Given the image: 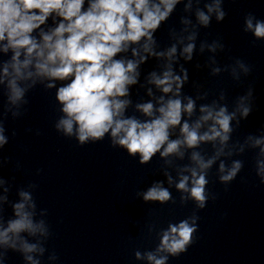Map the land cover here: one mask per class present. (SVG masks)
I'll return each mask as SVG.
<instances>
[{
  "label": "clouds",
  "instance_id": "obj_1",
  "mask_svg": "<svg viewBox=\"0 0 264 264\" xmlns=\"http://www.w3.org/2000/svg\"><path fill=\"white\" fill-rule=\"evenodd\" d=\"M180 2L88 0L87 9L82 11L85 0H0V42H5L0 44V51H11L10 59L0 61V94L5 98L0 114V149L9 143L5 121L9 114L13 120L26 114L29 92L38 85L45 90L56 89L55 100L60 113L54 124L57 133L74 138L81 146L103 141L107 134L112 147L126 150L133 158L139 154L141 165L149 164L157 153L168 165L173 163L172 158L183 160L187 155L190 163L179 169L175 187L188 194L181 195V201L191 199L198 209H204L211 195L207 191L209 170L219 161L218 180L221 184H230L241 172L244 162L232 159L229 165L227 158L243 153L244 146L237 151L235 145L229 144L236 111L229 112L227 105L217 107L216 101L197 106V99H206L207 93L196 98L182 94L189 77L183 65L180 74L174 71L177 45L173 44L165 51L156 50L155 32ZM196 3L199 4L200 0ZM223 4L224 0H208L204 3L207 11L197 7L194 28L209 27L213 13L217 22L224 21L227 13ZM191 7L190 0L185 11ZM53 13L60 18L59 23L47 32L41 30L38 40L34 31ZM181 23L191 24L192 21L182 17ZM244 24L245 32L264 40V20L249 13ZM197 35L198 31H193L186 37L192 42L180 52L185 60L193 58ZM142 38L144 42L141 44ZM184 39L181 36L178 42L182 43ZM131 45H139L131 48L136 59H114L118 53L127 52ZM205 47L216 52L217 49L223 51L225 46L218 38L210 44L202 42L201 51ZM149 56L167 59L161 72L152 71L146 78L147 83L154 85L163 95L156 98L155 104L150 100L135 105L136 111L146 117L140 119L136 115H126L132 104L128 98L129 86L138 83V69ZM212 62L215 63L214 58ZM236 64L246 74L251 71L243 61L237 60ZM212 71L215 74L220 69L213 68ZM232 72L235 75V67ZM57 81L68 82L57 87ZM147 91L149 96L153 95L151 88ZM251 95L250 90L246 96L238 98L237 110L243 118L252 112L251 104H245ZM220 98L224 99L223 93ZM197 112L199 115L193 119ZM177 127L179 135L170 139ZM15 134L13 131L12 136ZM36 135H40L38 130ZM248 141H251L252 148H260L255 157V173L264 183V136L249 135L246 143ZM207 143H211V155L201 151V146ZM185 172L190 176L184 175ZM165 175L172 184L173 177L168 172ZM6 183L0 179V185ZM36 187L29 184L27 189H18L19 199L15 201H9L7 195L0 196V264L7 258L9 250L21 253L31 264H40L31 253H44L39 237H48L50 231L44 219H36L37 203L33 196ZM4 192H9V188L5 187ZM138 195L145 202H160L161 205L172 200V194L163 187V182L154 183ZM212 199H215L213 195ZM5 205L11 208V217H5ZM192 219V224L187 219L179 224H169L157 251H166L173 256L185 252L197 231L194 222L197 217ZM30 237L37 238V242H30ZM136 256L139 258L140 253L137 252ZM167 258L147 253L152 264H165Z\"/></svg>",
  "mask_w": 264,
  "mask_h": 264
}]
</instances>
